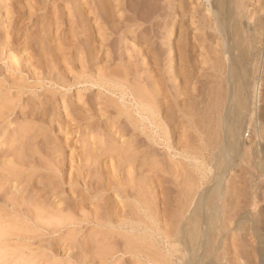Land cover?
I'll return each instance as SVG.
<instances>
[{
  "label": "rangeland",
  "instance_id": "1",
  "mask_svg": "<svg viewBox=\"0 0 264 264\" xmlns=\"http://www.w3.org/2000/svg\"><path fill=\"white\" fill-rule=\"evenodd\" d=\"M0 264H264V0H0Z\"/></svg>",
  "mask_w": 264,
  "mask_h": 264
},
{
  "label": "bare ground",
  "instance_id": "2",
  "mask_svg": "<svg viewBox=\"0 0 264 264\" xmlns=\"http://www.w3.org/2000/svg\"><path fill=\"white\" fill-rule=\"evenodd\" d=\"M231 4V3H230ZM226 5V4H225ZM224 5V6H225ZM231 6H232V4H231ZM228 9V8H227ZM225 13V12H224ZM224 19V18H223ZM221 21V20H220ZM243 22V21H242ZM218 24V23H217ZM222 24V23H221ZM217 29V28H216ZM223 32V31H222ZM225 32H227V31H225ZM222 34V33H221ZM228 35V34H227ZM225 38V37H224ZM230 38V37H229ZM227 42V41H226ZM230 43V42H229ZM247 46V45H246ZM233 49V48H232ZM232 53V52H231ZM240 54V53H239ZM239 54H238V57H239ZM233 55H235V54H233ZM241 56V55H240ZM239 58H241V57H239ZM238 58V59H239ZM232 61H233V59H232ZM240 64H241V62H240ZM244 64V63H243ZM233 66H235L234 64L232 65V68L230 69V70H232L233 69ZM242 67V66H241ZM235 68H236V66H235ZM234 68V69H235ZM237 68H238V66H237ZM233 69L232 70V72H230V73H232L231 74V78H233V81H234V79L235 80H237L238 82L239 81H241V78H242V72L239 70V69ZM114 81V80H113ZM127 84V83H126ZM134 84V83H133ZM234 84H235V81H234ZM233 84V85H234ZM120 85V84H119ZM128 85V84H127ZM139 87V86H138ZM243 87V86H242ZM129 88V87H128ZM132 89V88H131ZM134 91V90H133ZM135 91H137V90H135ZM138 93H139V95L141 94L139 91L136 93L137 94V99H138V102H137V104H138V107H137V112H138V115H139V118L140 119H138V120H136L137 121V125L136 126H134L135 128H137L140 124H142L144 121H148L147 123H150L151 125L153 124V125H155L157 128H158V122L156 121V116H155V113L156 112H154V109H153V107L150 105V103H148V101H146V99H143V97H141V95H140V98L138 97ZM136 94H134V95H136ZM231 94V93H230ZM146 95V94H145ZM145 95H144V98H145ZM233 95H236V97L235 98H233L232 96H231V98H232V100H230L231 98H229V100L231 101V103L230 102H228V103H230L231 105L233 104L234 105V107H233V105L231 106V107H233V108H235V110H236V112H235V114H238V112H239V115H241L240 113L242 112V111H239L243 106H244V104H245V101L246 100H244L245 99V97L243 96V95H241V93H237V91H236V93L235 94H233ZM143 96V95H142ZM147 96V95H146ZM136 97H135V101H136ZM148 99V98H147ZM234 99V100H233ZM230 107V108H231ZM246 107V109L248 110V108H247V105L245 106ZM229 108V107H228ZM226 109H227V107H226ZM232 110H234V109H232ZM231 110V111H232ZM228 111V110H227ZM225 112V111H224ZM136 113V112H135ZM216 113V112H215ZM232 113H234V112H231L230 114H228V115H232ZM244 113V112H243ZM234 114V115H235ZM225 115H227V114H225ZM224 115V116H225ZM227 115V116H228ZM215 116H216V114H215ZM224 116H223V118H224ZM229 116V119L231 120V117ZM232 117H233V115H232ZM214 118V117H213ZM228 118V117H227ZM226 117L222 120L220 117L218 118V119H216L215 120V122H216V124L218 125V123H222V124H225V120L227 119ZM234 118H235V116H234ZM239 119V118H238ZM158 120V119H157ZM234 121H235V119H233ZM142 122V123H141ZM228 122H231V121H227L226 120V123H228ZM238 122V121H237ZM134 123H136V122H134ZM233 123H235V122H233ZM87 124V123H86ZM88 125V124H87ZM86 125V126H87ZM221 125V124H220ZM227 125V124H226ZM133 126V125H132ZM141 126H143V125H141ZM229 126H231V125H229L228 124V126L227 127H229ZM232 126H233V124H232ZM231 126V127H232ZM236 126V125H235ZM143 127H145V126H143ZM227 127H224V129H226ZM231 127H229V129L231 128ZM234 127V126H233ZM237 127V126H236ZM87 128H89V129H87V130H90V128L91 127H89V126H87ZM116 128V127H115ZM123 127L121 126V128H120V126L118 127V129H116V131L118 132V130H119V132L121 131V129H122ZM146 128V127H145ZM238 129L237 130H239V126L237 127ZM233 128H231L230 130H228V133H231V132H233V131H235V129H233V131H231ZM122 131H123V129H122ZM229 131H231V132H229ZM118 132V133H119ZM114 134H116V133H114ZM124 134V133H123ZM123 134L122 133H120L119 135H122L123 136ZM147 135H148V133H146ZM145 134V135H146ZM118 135V134H117ZM118 135V136H119ZM227 135V134H226ZM228 135H230V134H228ZM121 136V137H122ZM148 137V136H147ZM233 137H234V135H233ZM119 138H120V136H119ZM88 184V183H87ZM112 189L114 190V191H117L118 190V188H116V185H113L112 186ZM215 193V192H214ZM215 204V203H214ZM100 207H102V206H100ZM102 210H104L103 208H102ZM212 210V209H211ZM210 210V211H211ZM158 211V210H157ZM156 211V214H158V212ZM197 212V211H196ZM196 212H195V210L194 211H192L191 212V214H190V216H189V220H190V222H195L194 220H195V218H196V216L198 215H195L196 214ZM199 213V212H198ZM103 214H104V212L103 211H101V213L99 212V214L97 215V217H95V220L96 221H99L100 223V225L102 226H104L106 229L107 228H109V229H114V228H117V229H122V230H126V231H128V232H130V233H134V226H132L130 223H127L126 222V219H124V221H121V220H117V223H113L112 222V220L110 219V217H108L107 215L106 216H103ZM125 218V217H124ZM155 218H157L156 216H155ZM154 218V219H155ZM213 221V220H212ZM198 223V222H197ZM146 228V227H145ZM190 228V227H189ZM150 231V230H149ZM180 231H181V229H180ZM154 232V231H153ZM182 232V231H181ZM180 232V233H181ZM198 233H199V229L197 228V227H191L190 229H189V231H188V234H187V236H188V238L190 239V240H193V239H195L196 238V236L198 235ZM182 234V233H181ZM181 236V235H180ZM150 237H153V235H151L150 234ZM152 253H154V252H152ZM155 254V253H154Z\"/></svg>",
  "mask_w": 264,
  "mask_h": 264
}]
</instances>
